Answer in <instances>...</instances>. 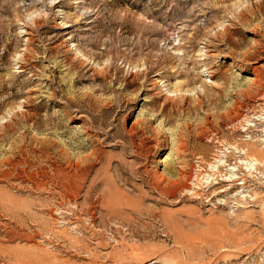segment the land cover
I'll return each mask as SVG.
<instances>
[{
  "label": "rangeland",
  "instance_id": "374dc122",
  "mask_svg": "<svg viewBox=\"0 0 264 264\" xmlns=\"http://www.w3.org/2000/svg\"><path fill=\"white\" fill-rule=\"evenodd\" d=\"M255 66L264 0H0V264H264Z\"/></svg>",
  "mask_w": 264,
  "mask_h": 264
},
{
  "label": "bare ground",
  "instance_id": "6f19581e",
  "mask_svg": "<svg viewBox=\"0 0 264 264\" xmlns=\"http://www.w3.org/2000/svg\"><path fill=\"white\" fill-rule=\"evenodd\" d=\"M263 72L261 71V69H260V67L259 66H255V67H253L251 70H250V75L252 76L251 78H248V82H249V85H250V87H251V89H253L257 94H259V91H258V88H259V86H260V83H261V80H262V76H263ZM250 89V90H251ZM260 89V88H259ZM250 90H248V91H245L246 92V96L248 97L249 95H250ZM232 115V114H231ZM236 115V116H235ZM240 115V114H239ZM237 116H238V113L237 114H234V116H232L231 118L233 119V120H235L234 122H238L240 119H241V117H239V119H237ZM229 117H230V115H229ZM231 119V120H232ZM233 122V123H234ZM211 130V131H210ZM209 131L206 129V130H204L203 132H202V134H201V136L202 137H205L206 135L209 137V138H212V139H214V136H217L218 134H219V130H218V128L216 129V128H212L211 127V129H210ZM175 134H172V136H174ZM173 139V145L177 148V150H179V151H181L182 149V143L180 142V141H178L177 139H176V137H173L172 138ZM220 141H222L221 140V138L219 137L218 138ZM251 145V144H250ZM184 150V149H183ZM175 153H177V152H175ZM184 153V152H183ZM253 153V150H251V149H249L248 150V152H247V155H251ZM174 154V153H173ZM169 157H171V152H169L168 153V155H167V157L166 158H169ZM172 158V157H171ZM173 160H174V165H175V168H176V170H178V175H179V177H181V179H182V177L184 178V177H188V178H190V179H192L194 176L192 175V172H190V171H187L186 169H185V166H187V165H185V163L183 162V161H180L179 160V158H174L173 157ZM189 166V165H188ZM217 167V166H216ZM185 170H184V169ZM216 169V168H215ZM220 169V167H218L217 168V170H219ZM216 172V171H215ZM200 175H201V173H199L196 177V180H198L199 181V178H200ZM212 176V175H211ZM177 179V178H176ZM185 179V178H184ZM169 181V180H168ZM171 181H173V180H171ZM181 181V180H180ZM183 181V180H182ZM187 183H188V181H186ZM194 182V181H193ZM235 181L234 180H232V184L234 183ZM172 183V182H171ZM174 183H175V180H174ZM198 182L197 181H195L194 182V184L196 185ZM167 185H168V183H167ZM190 186V185H189ZM189 186H188V184H184V186H183V188L185 189V190H188L189 189ZM183 189V190H184ZM190 190V189H189ZM165 192V191H164ZM178 192V191H177ZM188 192V191H187ZM190 192V191H189ZM197 192V191H196ZM196 192H194V193H196ZM169 193V192H168ZM167 193V194H168ZM173 193V192H172ZM175 193H176V191H175ZM165 194H166V192H165ZM164 194V195H165ZM193 194V193H192ZM174 195V194H173ZM169 196H172V194L171 195H169ZM168 197V196H167ZM176 199V198H175Z\"/></svg>",
  "mask_w": 264,
  "mask_h": 264
}]
</instances>
